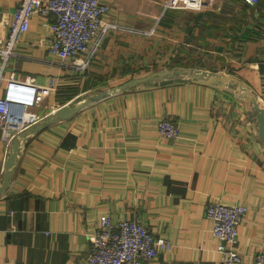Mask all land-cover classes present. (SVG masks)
Instances as JSON below:
<instances>
[{"label":"crops","instance_id":"crops-1","mask_svg":"<svg viewBox=\"0 0 264 264\" xmlns=\"http://www.w3.org/2000/svg\"><path fill=\"white\" fill-rule=\"evenodd\" d=\"M165 1L105 0L108 18L156 25L155 35L109 32L85 71L66 74L38 60L47 55L48 29L31 16L16 49L32 58L10 59L5 74H31L38 84L54 75L56 92L25 114L0 192V264H85L100 215L137 218L171 241L169 252L143 264H223L204 214L210 201L247 208L234 264H255L264 244V146L238 95L244 85L264 107V0H207L199 11L164 9ZM19 3L0 0V37ZM177 68L209 82L184 72L119 89ZM102 92L71 117L43 124L61 105ZM162 119L178 126L175 139L158 133ZM9 152L0 133V187Z\"/></svg>","mask_w":264,"mask_h":264},{"label":"built area","instance_id":"built-area-1","mask_svg":"<svg viewBox=\"0 0 264 264\" xmlns=\"http://www.w3.org/2000/svg\"><path fill=\"white\" fill-rule=\"evenodd\" d=\"M248 1L254 3V0ZM206 2L166 0L163 7L199 11L206 6ZM108 9L105 0H20L12 19L7 22L5 36L0 37V133L7 148L25 128L28 118L24 119V116H29L27 108L56 92L54 75L48 78L46 84H38L31 74L16 76L12 71L5 74L10 59L18 56L32 58L19 54L16 49L20 35L29 28L31 16L35 13L40 15L48 29L47 55L37 59L66 74L85 71L109 32L123 31L141 36L154 34L155 25L148 29L128 25L108 18ZM156 126L161 136L175 139L179 135L178 126L170 120L162 119ZM246 211L242 204L221 201H210L205 207L204 214L211 221L215 248L223 264L241 260L239 252L233 247L238 225ZM88 238L91 248L85 264H143L154 260L159 251L169 252L173 247L171 241L155 237L137 218L114 221L107 215H100L98 226ZM254 262L264 264V244L257 249Z\"/></svg>","mask_w":264,"mask_h":264},{"label":"water","instance_id":"water-1","mask_svg":"<svg viewBox=\"0 0 264 264\" xmlns=\"http://www.w3.org/2000/svg\"><path fill=\"white\" fill-rule=\"evenodd\" d=\"M184 72H187L189 74V77L192 79H196L199 81L202 80H207L209 82V78L202 74V73H196V72H191L188 69L184 68H177V69H160L157 71H153L151 73H148L146 75L130 79L123 83L122 85L119 86V89H123L126 87H133L138 84H155L160 81V83H167L171 80L173 75L176 74H182ZM214 75V74H213ZM241 93L238 96H243L246 98L247 103L249 105V108L251 111H253L255 115V119L258 123V134L260 137V140L264 146V107L260 106L258 101L255 99V97L251 94L249 89L245 87L244 85L241 86ZM107 92H102L98 95L92 96L84 101L80 102H68L66 104L61 105L56 109L55 111H52L49 113L46 118L43 121L44 123H51L54 122L57 119H65L71 117L79 108L82 106L99 99L103 96H105ZM25 137V133L21 132L19 135H17L14 139H12L10 143V152L5 160L4 163V169H5V176H4V183L0 187V192L4 189V186L7 184L8 179H9V169L13 166L14 160L16 158V155L18 153L19 145H20V139Z\"/></svg>","mask_w":264,"mask_h":264},{"label":"rangeland","instance_id":"rangeland-1","mask_svg":"<svg viewBox=\"0 0 264 264\" xmlns=\"http://www.w3.org/2000/svg\"><path fill=\"white\" fill-rule=\"evenodd\" d=\"M154 26V25H153ZM156 26V25H155ZM151 27V26H150ZM150 27H147L146 29H148V28H150ZM153 35H155V34H152V35H150V36H153ZM46 99H48V98H44L43 100H41V101H39L36 105H30V107H28L27 109H32V108H34V107H36V106H40V104L41 103H43Z\"/></svg>","mask_w":264,"mask_h":264},{"label":"bare ground","instance_id":"bare-ground-1","mask_svg":"<svg viewBox=\"0 0 264 264\" xmlns=\"http://www.w3.org/2000/svg\"><path fill=\"white\" fill-rule=\"evenodd\" d=\"M24 119H25V116H24Z\"/></svg>","mask_w":264,"mask_h":264}]
</instances>
